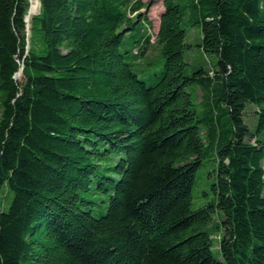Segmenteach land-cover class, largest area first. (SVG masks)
<instances>
[{"label": "trees", "instance_id": "obj_1", "mask_svg": "<svg viewBox=\"0 0 264 264\" xmlns=\"http://www.w3.org/2000/svg\"><path fill=\"white\" fill-rule=\"evenodd\" d=\"M40 1L46 53L0 0V264H264V0H164L152 84L149 2Z\"/></svg>", "mask_w": 264, "mask_h": 264}, {"label": "rangeland", "instance_id": "obj_2", "mask_svg": "<svg viewBox=\"0 0 264 264\" xmlns=\"http://www.w3.org/2000/svg\"><path fill=\"white\" fill-rule=\"evenodd\" d=\"M145 2H149L148 8L145 9V11H148L150 18L153 20V27L150 29V32H152V46L149 49L148 56L150 59L156 58L159 55V48L156 44V38L157 33L159 31V26L161 22V16L164 12V0H144ZM33 0H31L32 5ZM30 10V9H29ZM41 12V1L39 0L37 10L32 15L31 21L27 19L28 24V49H31L36 52H42L46 53V43L44 40L43 33L39 30V26L37 24H34L33 29V20L38 16V14ZM29 13V12H28ZM187 41L194 45L192 49H190L185 57L186 60L191 63V68H197V67H211L212 64H214L217 60V57L215 55H207L200 47L199 44L202 41V31L201 28L197 25L193 26H187ZM159 60L158 63L155 65H140L139 67L143 71H139L140 77L142 79L147 80L149 84H152V75H154L156 72H160L162 70L164 59L162 54L158 56ZM142 63H145L142 61ZM160 63V64H159ZM23 69V68H22ZM20 77L23 76L22 71L20 72ZM199 97L197 100H202V90H198ZM255 104H250L248 107V114L246 115V122L249 124V126L252 129H256V125L258 122L256 111L258 110L257 106H254ZM208 170V167L206 166L202 171L200 178L204 177L206 174V171ZM13 192L9 188H5L3 190V193L0 195V211L6 210L9 208L10 203L13 200ZM97 215H100L98 211H96ZM218 232V231H217ZM215 237V246H214V252L215 256L220 259V251H219V238L220 234H214Z\"/></svg>", "mask_w": 264, "mask_h": 264}, {"label": "bare ground", "instance_id": "obj_3", "mask_svg": "<svg viewBox=\"0 0 264 264\" xmlns=\"http://www.w3.org/2000/svg\"><path fill=\"white\" fill-rule=\"evenodd\" d=\"M38 3H39V0H33L32 5H31L30 10H29V13L27 15V19L29 21H31L32 15L37 10Z\"/></svg>", "mask_w": 264, "mask_h": 264}]
</instances>
